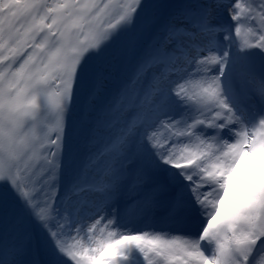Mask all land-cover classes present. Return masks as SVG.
Listing matches in <instances>:
<instances>
[{"label":"snow or ice","instance_id":"1","mask_svg":"<svg viewBox=\"0 0 264 264\" xmlns=\"http://www.w3.org/2000/svg\"><path fill=\"white\" fill-rule=\"evenodd\" d=\"M0 264H264V0H0Z\"/></svg>","mask_w":264,"mask_h":264}]
</instances>
